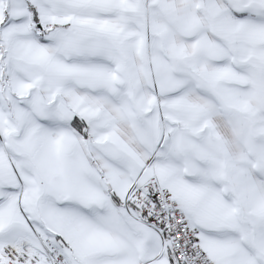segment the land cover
Instances as JSON below:
<instances>
[{"label":"snow or ice","instance_id":"snow-or-ice-1","mask_svg":"<svg viewBox=\"0 0 264 264\" xmlns=\"http://www.w3.org/2000/svg\"><path fill=\"white\" fill-rule=\"evenodd\" d=\"M0 264H264V0H0Z\"/></svg>","mask_w":264,"mask_h":264}]
</instances>
